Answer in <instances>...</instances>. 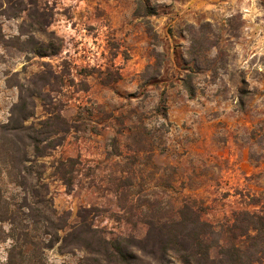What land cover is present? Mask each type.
<instances>
[{
	"label": "rangeland",
	"instance_id": "1",
	"mask_svg": "<svg viewBox=\"0 0 264 264\" xmlns=\"http://www.w3.org/2000/svg\"><path fill=\"white\" fill-rule=\"evenodd\" d=\"M20 1L0 8V125L21 87L40 96L32 121L53 112L69 122L40 160L68 223L94 208L87 219L102 237L140 238L144 206L127 210L139 199L165 216L195 201L215 225L264 210V0H22L18 12ZM67 157L71 187L53 174ZM43 257L96 258L57 245Z\"/></svg>",
	"mask_w": 264,
	"mask_h": 264
},
{
	"label": "trees",
	"instance_id": "2",
	"mask_svg": "<svg viewBox=\"0 0 264 264\" xmlns=\"http://www.w3.org/2000/svg\"><path fill=\"white\" fill-rule=\"evenodd\" d=\"M10 1L0 0V8ZM21 1L18 12L25 10ZM5 9L0 11L6 16ZM145 11L152 14L149 8ZM31 85L37 86L34 81ZM185 87L193 92L186 81ZM39 97L21 87L7 121L0 125V180L5 177L17 191L8 196L0 185V242L10 243L5 264H45L43 252L56 245L61 252L83 250L94 255L90 264H170L173 258L179 264L262 262L264 210H237L231 222L215 225L202 217L204 208L195 201H185L174 215L165 216L156 204L137 199L127 210L144 206L141 219L146 232L140 238L102 237L87 219L94 208L79 211L78 221L68 223L67 214L58 213L50 202L40 160L61 144L71 126L53 112L32 121ZM75 162L67 157L53 166V174L67 187L74 182Z\"/></svg>",
	"mask_w": 264,
	"mask_h": 264
}]
</instances>
